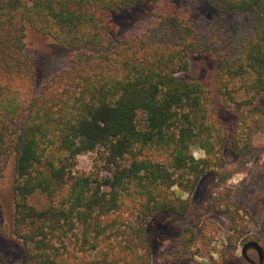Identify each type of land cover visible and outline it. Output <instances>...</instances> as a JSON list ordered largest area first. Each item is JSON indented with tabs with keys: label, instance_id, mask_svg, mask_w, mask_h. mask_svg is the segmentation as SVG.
Segmentation results:
<instances>
[{
	"label": "trees",
	"instance_id": "16d2710c",
	"mask_svg": "<svg viewBox=\"0 0 264 264\" xmlns=\"http://www.w3.org/2000/svg\"><path fill=\"white\" fill-rule=\"evenodd\" d=\"M144 1L153 4L154 21L138 36L114 40L108 17ZM203 1L248 17L229 33L218 20L192 18L168 0H0V169L13 155L12 232L28 248L26 264H150L148 220L190 207L170 189L192 194L210 168L215 185L226 186L233 170L221 155L218 122L216 136L200 124L209 133L199 142L206 156L190 150L193 114L214 105L189 74L190 60L208 55L217 62L215 96L226 95L237 110L230 80L250 76L253 97L264 93V0ZM26 25L79 50L41 92L25 50ZM214 25L220 30L212 39ZM255 113L260 129L264 109ZM251 150L250 136L243 146L233 143L238 156ZM90 151L98 152L101 176L73 171L76 157ZM37 192L46 200L40 207L30 202ZM229 193L211 192L206 209L229 211ZM238 213L230 214L220 263L244 240ZM261 230L264 240V222ZM196 237L185 227L180 252Z\"/></svg>",
	"mask_w": 264,
	"mask_h": 264
},
{
	"label": "rangeland",
	"instance_id": "374dc122",
	"mask_svg": "<svg viewBox=\"0 0 264 264\" xmlns=\"http://www.w3.org/2000/svg\"><path fill=\"white\" fill-rule=\"evenodd\" d=\"M168 1L192 18L218 20L228 28L229 33L244 23L248 17L247 13L237 11L219 13L203 0ZM152 10L153 4L144 1L111 14L108 17L111 37L116 40L142 34L154 21ZM219 30L218 25L213 26L210 31L212 39ZM24 40L25 50L33 58L35 82L39 92L50 82L54 74L71 66L72 55L79 51L34 31L28 25L25 28ZM80 51L87 52L90 49L84 48ZM216 71L217 62L208 55H197L190 60L189 74H195L205 85L207 93L214 98L213 107L193 114L195 125L197 124L195 129L197 135L190 150L197 159L205 157V150L200 147L199 142L209 133H206L200 124L203 122L208 125L210 133L216 136L212 128L213 123L218 122V127L224 134L221 155L233 173L227 179L225 187L215 185V169L210 168L201 177L192 194L182 192L176 186L170 189L173 197L188 198L190 207L184 215L164 213L148 220L146 231L151 250L150 264H264V240L261 230L264 222V125L259 129L255 122L257 118L255 108L264 109V93L253 97V91L246 86L252 80L250 76L230 80L229 88L240 103L237 110L238 105L226 98V95L215 96ZM183 74L187 73H178ZM242 120L246 123L244 124ZM247 136L251 137L252 150L246 155L238 156L233 151V143L238 139L239 145L243 146ZM101 169L96 151L79 154L73 167L76 173L86 172L94 176L103 175ZM225 188L230 190L228 196L230 210L227 212L218 209L207 210L210 193L223 195ZM15 200L11 155L0 169V257L4 264H26L28 256L27 246L12 232ZM45 201V197L39 192L30 198V202L38 207ZM236 211L241 217L238 218L239 224L245 223L247 226L244 240L238 241L233 258L220 263V253L225 249L227 237L232 232L230 214ZM185 227L194 229L197 237L191 243L189 251L180 252L179 239ZM250 241H255L261 246L260 254L254 247H249L245 253L242 252L243 245Z\"/></svg>",
	"mask_w": 264,
	"mask_h": 264
},
{
	"label": "water",
	"instance_id": "95a60500",
	"mask_svg": "<svg viewBox=\"0 0 264 264\" xmlns=\"http://www.w3.org/2000/svg\"><path fill=\"white\" fill-rule=\"evenodd\" d=\"M249 247H254L259 254L261 253V246L255 241H250V242H247L246 244H244L243 247H242V252L245 253V251Z\"/></svg>",
	"mask_w": 264,
	"mask_h": 264
}]
</instances>
